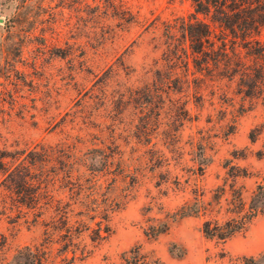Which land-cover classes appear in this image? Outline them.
<instances>
[{
	"label": "rangeland",
	"instance_id": "obj_1",
	"mask_svg": "<svg viewBox=\"0 0 264 264\" xmlns=\"http://www.w3.org/2000/svg\"><path fill=\"white\" fill-rule=\"evenodd\" d=\"M193 13L187 0H0V264H29L27 248L43 264H264V214L225 242L175 217L264 185V87L246 96L207 44L200 65L182 28ZM237 45L235 61L264 70Z\"/></svg>",
	"mask_w": 264,
	"mask_h": 264
},
{
	"label": "trees",
	"instance_id": "obj_2",
	"mask_svg": "<svg viewBox=\"0 0 264 264\" xmlns=\"http://www.w3.org/2000/svg\"><path fill=\"white\" fill-rule=\"evenodd\" d=\"M191 3L194 13L182 28L187 33L193 54L202 57V63L207 66L206 52L203 45L207 44L212 49L211 58L213 65L218 66L219 60L225 61V72L231 79L239 78V86L252 96L257 90L264 87V70L256 66H246L245 63L235 61L240 55L237 50L238 42L246 49L247 56L255 59L264 57V45L256 39L264 29V0H187ZM202 16V19L199 17ZM216 30L219 34L216 35ZM219 43V44H217ZM228 44L230 46L228 47ZM216 48V51L214 49ZM197 60H194L196 64ZM15 171L8 174L10 185H14L16 194L21 203L30 205L36 196L25 194L31 185L25 176L21 182H16L20 175ZM232 198L223 207L221 199L223 189H217L211 201H205L203 195L195 197L192 203L183 204L176 212L175 217H197L202 220L200 230L205 238L225 242L235 235L245 231L250 221L264 214V185H258L252 193L250 201L246 204L241 192L232 190ZM163 232V231H162ZM31 259L29 264H43L45 252L41 249H25Z\"/></svg>",
	"mask_w": 264,
	"mask_h": 264
}]
</instances>
